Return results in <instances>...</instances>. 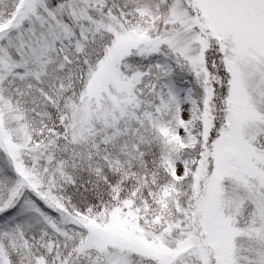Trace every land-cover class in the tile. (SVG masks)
Here are the masks:
<instances>
[{"label":"snow or ice","instance_id":"6c2138e0","mask_svg":"<svg viewBox=\"0 0 264 264\" xmlns=\"http://www.w3.org/2000/svg\"><path fill=\"white\" fill-rule=\"evenodd\" d=\"M0 264H264V0H0Z\"/></svg>","mask_w":264,"mask_h":264}]
</instances>
